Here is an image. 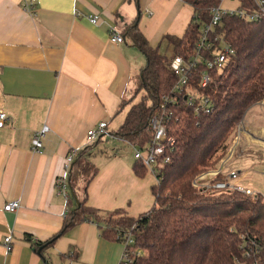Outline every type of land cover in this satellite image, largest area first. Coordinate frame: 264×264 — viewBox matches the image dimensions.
<instances>
[{
    "label": "crops",
    "instance_id": "0c3cea01",
    "mask_svg": "<svg viewBox=\"0 0 264 264\" xmlns=\"http://www.w3.org/2000/svg\"><path fill=\"white\" fill-rule=\"evenodd\" d=\"M93 13L96 23L87 18ZM192 15L184 0H0V111L7 114L0 126V264H120L123 243L102 237L93 220L38 245L58 232L67 208L55 180L65 173L66 155L89 143L86 131L99 121H106L103 135L112 142L129 143L109 134L122 123L130 101L122 102L135 95L144 66L123 28L136 20L149 44L160 47L164 35H182ZM111 25L123 42L109 38ZM244 125L247 136L241 135V147L220 175L234 170L249 187L242 169L264 163V154L251 149L260 141L264 148V100L249 108ZM43 127L35 151L31 138ZM97 145L89 155L98 170L86 186L87 203L102 210L122 207L131 216L148 210L156 182L150 168L137 177L134 151L130 156L120 146L109 151ZM12 199L19 207L3 210ZM6 235L9 251L2 243Z\"/></svg>",
    "mask_w": 264,
    "mask_h": 264
},
{
    "label": "trees",
    "instance_id": "16d2710c",
    "mask_svg": "<svg viewBox=\"0 0 264 264\" xmlns=\"http://www.w3.org/2000/svg\"><path fill=\"white\" fill-rule=\"evenodd\" d=\"M184 1L192 5L193 15L183 34H166L163 38L173 51L188 58L195 52L200 27L209 20L210 7L220 0ZM240 1L252 6L251 0ZM122 31L145 57L134 90L135 95L142 90V95L137 101H132L135 95L123 100L122 105L129 101L130 105L122 123L109 134L137 146L150 142L153 130L149 120L159 112L161 95H171V114L166 123L174 141L167 151L168 161L158 160L152 165L156 178L150 187L152 206L131 216L122 207L102 210L87 203L86 186L98 170L89 155L100 135L73 150L62 226L38 245L52 244L69 227L93 220L102 237L123 242L130 236L133 242L126 247L141 251L132 255L131 263L120 264H264V203L232 188L202 190L192 183L200 172L218 166L236 135L238 121L250 107L264 100V14L256 19L236 13L223 15L215 32L234 48V55L219 71L201 62L190 69L189 86L198 95L210 98L208 112L188 104L184 93L172 95L177 75L169 67V55L149 44L136 20ZM203 70L212 76L201 88L197 81ZM147 168L135 158L132 170L137 177H143ZM216 178L222 176L217 174Z\"/></svg>",
    "mask_w": 264,
    "mask_h": 264
},
{
    "label": "built area",
    "instance_id": "2783aa9c",
    "mask_svg": "<svg viewBox=\"0 0 264 264\" xmlns=\"http://www.w3.org/2000/svg\"><path fill=\"white\" fill-rule=\"evenodd\" d=\"M223 1L224 0H220L219 4L210 7L209 20L200 27L194 48V54L188 58H183L177 52L172 51L169 55V67L171 71L177 75V80L175 81L171 91L172 95L184 93V98L188 104H195L197 110L204 109L206 112L211 109V100L207 95L202 93L198 95L197 92L189 86L190 69L201 62L206 66V68H213L216 71H219L234 55V48L224 39L221 33L215 32V27L220 23L223 15H226L227 13H236L237 15L244 16L248 19H256L260 15L264 14V0H251V7L242 3L240 0H237L236 5L222 7ZM87 18L90 22L96 23L98 22L99 16L93 13L88 14ZM109 38L116 42H123L124 40L123 35L114 25H111L109 28ZM211 76L212 75L208 71L203 70L201 72L200 79L197 81V85L201 88L206 87L208 82L211 80ZM161 99L162 101L160 103L159 112L154 113L149 120V124L153 130L150 142L142 146L134 145V157L141 160L148 168H150L151 172L154 171L152 165H154L158 160H163L164 162L168 161L169 155L167 154V151L171 148L174 141L172 136L168 133L166 123L169 114H171V110L168 107L171 95L169 97L163 93L161 95ZM6 120L7 114L1 110L0 126H3ZM45 129L46 127H43L41 131L33 134L31 138V148L33 150H40V136L43 135ZM242 132H246L243 119L239 120L237 123V132L234 137V142L232 146L228 148L226 156L219 160L216 168L208 169L197 174L192 180L194 186H199L202 190L232 188L244 193L252 194L254 195V198H257V194L254 193V190L239 183V178H237L238 174L234 170H230L226 177H222L220 179L216 178L217 174H220L221 169L233 157V148L239 144ZM107 133L106 121H99L95 126L86 131L87 140L91 142L98 136ZM72 159L73 150H71L65 157V173L59 175L55 180L58 192L63 193L64 195H66L68 170ZM19 205L20 202L18 199H12L7 201L2 208L5 211H14L19 207ZM240 237L244 240V244L249 246L245 236L241 234ZM117 238H119V235H117ZM131 242H133V239L130 236H127L125 241L122 242L123 251L121 254V262L125 261L126 263H131L132 255H139L141 253L138 249L133 250L126 247L127 243ZM2 243L5 250L9 251L12 247L10 235L4 236ZM246 253L249 255L248 250H246ZM252 264L258 263L253 262Z\"/></svg>",
    "mask_w": 264,
    "mask_h": 264
},
{
    "label": "rangeland",
    "instance_id": "374dc122",
    "mask_svg": "<svg viewBox=\"0 0 264 264\" xmlns=\"http://www.w3.org/2000/svg\"><path fill=\"white\" fill-rule=\"evenodd\" d=\"M222 7H225V6H233V5H236L237 4V0H224L222 2ZM166 42H162L160 47H159V50L161 52L163 51H166L167 54H169L170 52V48H165ZM175 52V51H174ZM143 59L145 60V57L144 55H142ZM144 60H143V63L142 65H144ZM141 95H142V90H140L138 93H137V96H136V100L137 101L139 98H141ZM246 114V113H245ZM245 116V115H244ZM244 116H243V120H244ZM242 136L243 135H246L247 134L244 132L243 134H241ZM114 138H112V136H104L102 135L101 137V141L100 143L97 145L98 148H100V145L101 143L104 144L105 148L102 147L103 149H106V150H111L114 148V145H115V148L116 146L120 148H123L125 150V152L130 155V156H133V151H134V145L132 144H129L127 142H123L121 140H114V141H118V142H112ZM251 139V138H250ZM234 142V139L231 143L230 146H232ZM255 144H253V147H251L252 151L255 152V153H262L264 154V148L261 145V141L260 142H253ZM260 143V144H259ZM114 144V145H113ZM241 147V145H236L234 146L233 150H234V153H233V156L236 154V152H238L239 148ZM238 148V149H237ZM91 152H96V147H94L92 149ZM246 173L244 174V170H246ZM242 172L244 174V177L242 178V183L249 186V188H251L252 190H254V193L257 194V198H255L258 202L260 203H264V163H260L259 161H255V162H251L249 163L248 165H246L243 169H242ZM240 176V175H239ZM240 183V182H239ZM254 197V195H253Z\"/></svg>",
    "mask_w": 264,
    "mask_h": 264
}]
</instances>
